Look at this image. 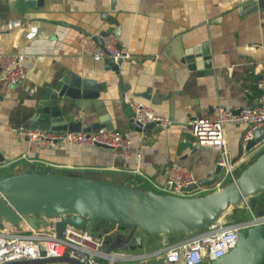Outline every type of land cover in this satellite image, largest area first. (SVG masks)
<instances>
[{
	"label": "crops",
	"instance_id": "obj_1",
	"mask_svg": "<svg viewBox=\"0 0 264 264\" xmlns=\"http://www.w3.org/2000/svg\"><path fill=\"white\" fill-rule=\"evenodd\" d=\"M107 32L132 54L119 69L108 67V57L83 53L79 44L83 34L95 38ZM204 42L210 44L212 65L190 68L186 49ZM5 52H26L28 73L13 86L0 82V175L41 172L167 195L157 190L170 163H184L202 178L219 160V150L193 144L188 121L214 116L219 105L239 109L258 101L264 0H44L24 12L13 0H0V53ZM71 72L95 80L100 95L80 106L68 98L70 118L122 130L133 140L132 157H118L101 145H42L11 130L30 126L35 102ZM128 95L152 103L174 122L137 130ZM246 128L242 123L226 128L233 155ZM6 223L0 219V228Z\"/></svg>",
	"mask_w": 264,
	"mask_h": 264
},
{
	"label": "built area",
	"instance_id": "obj_2",
	"mask_svg": "<svg viewBox=\"0 0 264 264\" xmlns=\"http://www.w3.org/2000/svg\"><path fill=\"white\" fill-rule=\"evenodd\" d=\"M102 38L103 44H99L93 35L83 34L79 40L82 52L96 60L112 56L118 62L120 58L125 60L131 57L129 48L118 45L117 37L113 32L105 33ZM27 58L26 52L0 53L2 72L0 82L6 86H13L24 81L28 73ZM255 69L260 88V96L255 104L243 106L240 110L219 105L214 116H197L188 121L194 145L219 150L218 163L222 165L219 179L210 185L186 189L197 183L200 178L190 166L173 161L166 168L165 183L157 184L163 191L178 197L205 196L235 181L240 175H237L235 170L244 164L247 167L251 163L249 160L252 152L264 145L263 137L256 145L249 148V141L253 138L255 131L264 126V58L256 63ZM125 100L134 113V120L142 126L149 123L169 126L174 122L172 117L161 113L150 102L136 100L129 95ZM241 123L246 124L247 128L240 139L239 153L233 155L228 148L226 128L228 125ZM11 130L42 145L105 144L112 148L118 157L130 158L134 155L132 138L118 128L100 126L87 131L12 126ZM137 155L141 157V152ZM2 166L0 161V168ZM137 171L143 173L139 169ZM227 177L230 180L226 182ZM246 208L252 214L251 218L228 220L222 215L202 229H195V233L177 240H163L161 248L144 254H126L115 250L116 247L108 250L105 238L96 234L93 227L80 228L67 222L59 233L56 223L62 219L63 214H22L15 219L7 220L6 227L0 228V264L16 260L62 256L78 259L85 264H115L117 259L144 258L156 254H160L167 264H202L205 261L210 263L236 246L243 229L264 224V211L255 212L253 206L247 201ZM30 216L37 218V225L32 224L29 220ZM41 264L74 263L60 260Z\"/></svg>",
	"mask_w": 264,
	"mask_h": 264
},
{
	"label": "water",
	"instance_id": "obj_3",
	"mask_svg": "<svg viewBox=\"0 0 264 264\" xmlns=\"http://www.w3.org/2000/svg\"><path fill=\"white\" fill-rule=\"evenodd\" d=\"M13 1L16 9L23 12L44 3V0ZM95 39L99 44H103L100 35L95 36ZM123 61L120 58L117 62L110 56L108 67L119 69ZM185 61L193 69L211 66L209 42L189 46L185 52ZM99 95L95 80L85 78L76 72L63 74L54 84L47 87L33 105L29 117L30 127L87 131L96 129L92 122L84 124L82 117L70 118L73 109L69 107L67 100L72 99L76 106H80L83 99H92ZM131 118L139 131L160 126L156 123L142 126L134 120L133 112ZM101 126L113 128L105 122H102ZM263 137L264 126L255 131L249 141V148L256 145ZM98 145L109 147L105 144ZM221 170L222 165L217 163L211 174L200 178L197 183L186 189L215 183L220 177ZM262 190H264V152L245 167L235 181L221 190L191 198L157 194L152 190L127 189L120 185L101 183L87 178L20 172L11 176L0 175V219L12 220L22 214H63L62 219L56 223V229L61 233L67 222L80 228H92L97 217L105 214L131 223L129 233L124 239L105 238L108 250L115 247L136 249L144 246L143 235L136 234L138 229L152 233L202 229L220 218L231 205ZM29 220L37 225L35 216H30ZM60 260L85 264L69 256L24 259L5 264H41ZM209 264H264V224L243 229L236 246Z\"/></svg>",
	"mask_w": 264,
	"mask_h": 264
},
{
	"label": "rangeland",
	"instance_id": "obj_4",
	"mask_svg": "<svg viewBox=\"0 0 264 264\" xmlns=\"http://www.w3.org/2000/svg\"><path fill=\"white\" fill-rule=\"evenodd\" d=\"M263 152H264V145L256 148L252 152L249 161L253 162ZM245 167L246 165L244 164L241 167L237 168L235 170L236 174L237 175L241 174V172ZM229 180L230 178L227 177L225 181L227 182ZM157 191L163 194L172 195L169 192L162 190L160 191L159 189ZM246 201L253 206L255 212L262 211L261 209H264V190L261 193H259L256 197L249 195L240 203L231 205L229 209L223 214V216L228 220H233L235 218H242V217L251 218L252 214L246 208ZM130 228H131L130 222H126L121 220L120 218L110 217L108 215L103 214L95 222L93 226V231L96 234L103 236L104 238L109 237L112 240H122L129 233ZM195 232L196 231L194 229L187 231H167L160 233H152L149 231H145V230L143 231L141 229H138L136 231V234L143 235V240H144L143 247H138L136 249L116 247L115 250L123 251L126 254H141V253L151 252L161 248L163 246V240H169V241L177 240L185 236H188L190 234H193ZM149 236H152L153 241L149 240ZM104 247L106 248V245ZM115 264H166V263L164 259L160 256V254H156L144 258L140 257L136 259H117L115 261ZM202 264H209V262L205 261Z\"/></svg>",
	"mask_w": 264,
	"mask_h": 264
},
{
	"label": "flooded vegetation",
	"instance_id": "obj_5",
	"mask_svg": "<svg viewBox=\"0 0 264 264\" xmlns=\"http://www.w3.org/2000/svg\"><path fill=\"white\" fill-rule=\"evenodd\" d=\"M149 240H150V241H153V238H152V236H149Z\"/></svg>",
	"mask_w": 264,
	"mask_h": 264
},
{
	"label": "trees",
	"instance_id": "obj_6",
	"mask_svg": "<svg viewBox=\"0 0 264 264\" xmlns=\"http://www.w3.org/2000/svg\"><path fill=\"white\" fill-rule=\"evenodd\" d=\"M243 210H245V209H243Z\"/></svg>",
	"mask_w": 264,
	"mask_h": 264
}]
</instances>
